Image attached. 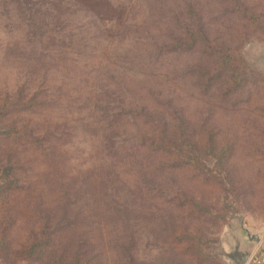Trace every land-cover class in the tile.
<instances>
[{
    "label": "rangeland",
    "instance_id": "obj_1",
    "mask_svg": "<svg viewBox=\"0 0 264 264\" xmlns=\"http://www.w3.org/2000/svg\"><path fill=\"white\" fill-rule=\"evenodd\" d=\"M50 1L0 0V98L22 89L25 95L36 94L37 100L44 103L35 111L14 113L4 121L15 120L37 128L50 126L54 135L43 151L0 142V160L10 153L12 163L23 165L19 176L30 187L32 207L41 201L54 205L60 191L69 190L67 201L74 211L78 209L82 227L87 225L85 231L102 264H117L112 245L124 235L125 228L120 223L98 220L101 216L95 215L103 211L99 207L104 195L112 193L109 186L104 189L100 184L101 177L108 181L115 163L112 177L119 174L124 185L113 187L111 201L125 211L127 230L137 240L134 254L154 263L165 259L168 252L157 233L156 217L170 213V206L148 198L149 209H145V202L137 198V184L147 191L145 176L161 159L145 153L134 154L129 162L135 164L128 162L127 155L111 158L106 154L101 129L107 123L106 115L119 116L121 109L144 107L166 119H171L167 111L174 112L185 119L186 128L197 132L199 125L219 129L218 138L235 147L231 163L242 182L237 186L256 192L255 197L239 198L240 210L233 205L220 229L206 227L209 237L216 239L211 254L227 264L218 254L231 235L239 234L240 224L264 235V189L260 188L264 165L259 166L252 156L256 136L253 122L264 123V115L260 116L252 103L232 107L231 101L221 99V82L205 89L196 71L207 63L199 46L193 50L185 45L173 48L175 41L185 39L187 29L201 24L210 42H223L230 49L240 46L238 53L246 69L264 76V35L236 13L228 0H100V11L93 5L96 0L89 1L92 7L78 0H55L49 6ZM240 1L264 20V0ZM107 8L110 13L103 14ZM188 10L194 14L187 15ZM257 84L244 89L245 98L254 90L255 102L260 97L263 103L264 83ZM118 118L117 127L124 126L126 132L116 134V147H129L137 132H146L144 118ZM146 162L149 170L140 179L137 173ZM258 171L260 177L256 178ZM132 174L136 178L130 179ZM163 175L158 182L167 197L175 189L202 191L186 175ZM73 191L80 193L74 195ZM99 196L102 199L94 203L93 197ZM24 197L11 202L10 210L19 220L26 217ZM150 212L157 215L153 221ZM25 229L21 221L11 228V235L20 239Z\"/></svg>",
    "mask_w": 264,
    "mask_h": 264
},
{
    "label": "trees",
    "instance_id": "obj_2",
    "mask_svg": "<svg viewBox=\"0 0 264 264\" xmlns=\"http://www.w3.org/2000/svg\"><path fill=\"white\" fill-rule=\"evenodd\" d=\"M78 1L84 6L96 5L95 9L98 11L102 7L100 0L93 1L95 2L93 5L90 0ZM228 1L234 5L236 13L264 35L262 18L251 13L240 0ZM54 2L55 0H51L48 5L53 6ZM108 10L110 9L103 11V14L110 13ZM193 14L194 11H187V15ZM184 35L185 39L175 41L173 48L185 45L187 50H193L199 46V51L205 56L207 63L202 67L198 66L196 71L205 89L221 82L220 85L223 86V90H220L221 99L231 101L232 107L252 103L258 114L264 115V101L261 103L263 99L259 97L255 102L254 90L245 98L247 91L244 90L257 86L258 82L264 83V76L246 69L238 53L240 46L230 49L225 47L223 42L215 45L207 39L201 24L196 25L194 29H187ZM161 50L166 48L161 46ZM37 99L36 94L27 96L22 89L16 91L13 96L5 95L0 98V142L18 143L22 147L43 151L44 146L54 137L52 127L37 128L29 126L28 123L19 124L15 120L4 121L14 113L35 111L44 104ZM167 108L169 109L170 106L168 105ZM121 115L127 117L131 115L137 119L142 117L145 120L143 127L146 128V132H137L135 141L129 147L115 146L116 134L126 132L123 131L124 126L117 127L118 117ZM167 115L171 119H166L163 114H152L144 107H133L128 111L121 109L119 116L118 113H112L110 117L106 115L107 123L101 126L106 154L111 158L127 155L129 162L134 158V154L145 153L147 157L155 159L159 157L163 160H160L156 167L153 165L151 167L146 162L142 170H139L137 177L140 179L144 171L148 172L149 166L151 172L145 176L144 185L147 191L143 192L137 184L140 193L137 198L140 203L145 202L142 207L145 209H149L148 198L163 201L170 206V213L153 216L150 212L149 216L152 221L156 218L159 220L156 230L162 238L163 246L167 249V257L161 259L159 263H154L140 260L134 254L137 240L127 230L125 211H120L116 201H111L116 186L124 185L119 179V174L112 177V171L116 169L115 163L111 165V176L108 177V181L102 177L100 180V184L105 186L104 189L109 186L112 193L105 194L103 199L101 196L98 199L93 197L94 203L102 199L99 208L103 207V211L95 215L101 216L98 220L108 224L120 223L125 228L124 235L118 236L112 245L117 264H224L211 254L216 239L209 237L207 228L220 229L225 224L233 205L236 211L240 210L237 208L239 198L243 195L247 198L255 197L256 192L244 191L242 187L237 186V183L242 184V182L235 176L231 163L235 155V147L232 143L218 138L219 129L199 125L197 132L186 128V121L182 116L169 111ZM253 123L256 136L252 143V156L261 166L264 165V123L256 121ZM94 130L98 128L95 127ZM12 158L13 156L7 153L0 160V263L16 264L26 261L31 264H102L99 253L95 251V244L85 231L87 225L82 227L83 219L76 212L78 209L75 208L74 211L67 201L66 193L69 190L60 191L58 203L54 205H45L46 203L41 201L32 207L30 187L25 185L21 181V175L19 176L23 165L12 163ZM46 162L50 164V160L47 159ZM129 163L135 164V162ZM125 168L133 170L129 167ZM162 173L186 175L190 182L202 191L197 193L175 189L172 195L167 197L165 189L158 182L160 177L164 176ZM255 177H260V171ZM133 178H136L134 174L130 176V179ZM260 181V188L264 189V174ZM73 193L77 195L80 191ZM22 195H25L27 212L26 217H21L22 220H19L18 215L14 216L10 209L11 202ZM126 212L131 211L126 208ZM84 218L87 219L86 216ZM126 218L130 216L127 214ZM21 221L26 226L25 233L20 239H16L11 235L10 230Z\"/></svg>",
    "mask_w": 264,
    "mask_h": 264
},
{
    "label": "water",
    "instance_id": "obj_3",
    "mask_svg": "<svg viewBox=\"0 0 264 264\" xmlns=\"http://www.w3.org/2000/svg\"><path fill=\"white\" fill-rule=\"evenodd\" d=\"M263 235L239 226V234L231 235L224 250L218 254L227 264H249L262 243Z\"/></svg>",
    "mask_w": 264,
    "mask_h": 264
},
{
    "label": "crops",
    "instance_id": "obj_4",
    "mask_svg": "<svg viewBox=\"0 0 264 264\" xmlns=\"http://www.w3.org/2000/svg\"><path fill=\"white\" fill-rule=\"evenodd\" d=\"M251 263L264 264V235H263L262 243L260 244L257 252L255 253L253 259L251 260V262L249 264H251Z\"/></svg>",
    "mask_w": 264,
    "mask_h": 264
}]
</instances>
